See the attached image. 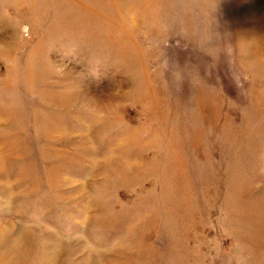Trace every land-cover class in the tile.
Returning a JSON list of instances; mask_svg holds the SVG:
<instances>
[{
  "label": "rangeland",
  "instance_id": "1",
  "mask_svg": "<svg viewBox=\"0 0 264 264\" xmlns=\"http://www.w3.org/2000/svg\"><path fill=\"white\" fill-rule=\"evenodd\" d=\"M0 264H264V0H0Z\"/></svg>",
  "mask_w": 264,
  "mask_h": 264
}]
</instances>
